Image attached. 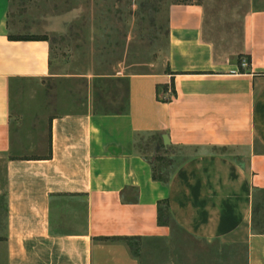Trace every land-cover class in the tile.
<instances>
[{"label":"crops","instance_id":"crops-1","mask_svg":"<svg viewBox=\"0 0 264 264\" xmlns=\"http://www.w3.org/2000/svg\"><path fill=\"white\" fill-rule=\"evenodd\" d=\"M244 4L233 54L205 37L202 3L173 2L161 70L97 75L9 39L0 0V264H227L237 235L244 264H264V0ZM46 80L66 98L37 122ZM12 90L40 98L27 123ZM146 134L177 149L165 181L136 149Z\"/></svg>","mask_w":264,"mask_h":264},{"label":"rangeland","instance_id":"rangeland-1","mask_svg":"<svg viewBox=\"0 0 264 264\" xmlns=\"http://www.w3.org/2000/svg\"><path fill=\"white\" fill-rule=\"evenodd\" d=\"M175 1L178 0H8L5 30L10 36H45L52 68L60 73L107 75L120 70L126 73L159 71L167 51V10ZM183 1L202 3L205 37L219 54L235 53L244 0ZM68 85L69 82H60L59 89L67 91ZM56 86L52 80L45 81L47 109L39 106L37 122L46 110L63 109L61 102L66 97L59 94L54 104ZM33 95L32 99L30 91L24 92L20 100L27 112L25 123L30 118L28 113L36 110L40 101L38 94ZM18 100L19 95L12 90V109L20 104ZM106 105L102 110H116ZM27 127L24 124L25 130ZM38 127L35 126L36 130ZM43 141L42 138L41 145ZM136 149L151 160L162 175L173 167L166 159L168 155L177 154V149L170 146L159 149L154 135L150 134L138 138ZM158 151L165 155L157 154ZM174 159V163L179 161ZM241 241V236L237 235L236 240L227 245V264H244Z\"/></svg>","mask_w":264,"mask_h":264},{"label":"trees","instance_id":"trees-1","mask_svg":"<svg viewBox=\"0 0 264 264\" xmlns=\"http://www.w3.org/2000/svg\"><path fill=\"white\" fill-rule=\"evenodd\" d=\"M183 2H186V1H183V0H178V1H175L174 3H183ZM8 38L9 39H13V40H28V39H42V40H46L47 38L45 36H36V35H32V36H10L8 35ZM158 158V157H157ZM159 160H162L161 158H158ZM169 163V162H168ZM167 175L168 173L165 175H162L159 173V171L156 169V167L153 165L152 163V166H151V176L153 179H156V180H160V181H165L167 179ZM167 219V208H166V205L164 204H160L158 203L157 204V207H156V220L158 223H164ZM100 240H123V241H126L128 243L129 239L131 238H128V237H122V238H115V237H101L99 238ZM128 245L130 246L131 248V251L132 253L135 252V247L133 245H131V243H128Z\"/></svg>","mask_w":264,"mask_h":264},{"label":"built area","instance_id":"built-area-1","mask_svg":"<svg viewBox=\"0 0 264 264\" xmlns=\"http://www.w3.org/2000/svg\"><path fill=\"white\" fill-rule=\"evenodd\" d=\"M239 66H240V67H245V66H246V60H245V59H241V60L239 61Z\"/></svg>","mask_w":264,"mask_h":264}]
</instances>
